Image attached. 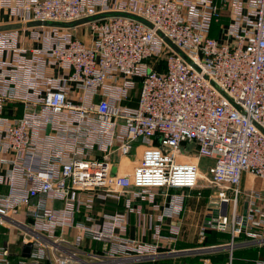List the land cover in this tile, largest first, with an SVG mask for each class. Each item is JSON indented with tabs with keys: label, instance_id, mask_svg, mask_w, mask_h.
I'll list each match as a JSON object with an SVG mask.
<instances>
[{
	"label": "built area",
	"instance_id": "built-area-1",
	"mask_svg": "<svg viewBox=\"0 0 264 264\" xmlns=\"http://www.w3.org/2000/svg\"><path fill=\"white\" fill-rule=\"evenodd\" d=\"M0 11L22 26L0 32V234L20 237L13 251L0 235V264L164 257L189 197L177 191L196 186L201 158L214 160L207 206L214 230L230 233L226 264L241 236L264 246V188L241 187L244 175L264 183V0H0ZM35 23L46 25L25 27ZM84 29L89 42L76 36ZM160 58L163 72L149 64ZM108 200L121 210L96 218ZM131 215L151 243L127 236Z\"/></svg>",
	"mask_w": 264,
	"mask_h": 264
},
{
	"label": "rangeland",
	"instance_id": "rangeland-1",
	"mask_svg": "<svg viewBox=\"0 0 264 264\" xmlns=\"http://www.w3.org/2000/svg\"><path fill=\"white\" fill-rule=\"evenodd\" d=\"M225 19H220L219 25L225 23ZM218 25V26H219ZM76 36L84 41V42H89L90 41V32L87 29L84 30H78V33ZM157 141L160 140L158 137L156 139ZM137 145V143H136ZM145 147H143L144 149ZM189 160L187 159H182L181 162H188ZM214 160L207 159V158H201L198 167L200 171V175L202 176L201 178H196L195 184L196 186L187 188H180V190L187 191L190 195H196L198 193L201 194L202 197H204V201L208 202L210 199L215 198V192L217 189H213L212 187L209 186L207 181L204 179V177H208L210 175L209 169L213 166ZM241 187L245 189L246 191L249 188H261V182L259 180H254L250 176L244 175L241 181ZM179 189V188H178ZM210 198V199H209ZM243 211V206L239 208V212L242 213ZM3 232V235L0 234L2 239H8L11 241V243H14L17 245L19 243L20 237L19 233L16 230L12 229H5L1 230ZM240 240L242 239L241 237L239 238ZM238 242V240L236 239ZM239 242H242L239 241ZM230 233L229 231H224V232H215V233H206L205 240L203 241L202 244H199L197 247H194L192 249H187V255L185 254V258H182V252L183 249H180V254L181 256L178 257V259L173 258H167V257H162L158 260L157 264H162V263H168V264H182V263H187V264H225L226 259L229 258L230 254ZM253 249H256V251L252 252V259H248L251 261V264L254 263L256 260H264V254L262 256L261 250L258 246L253 244ZM93 249H97L98 247L96 245H93ZM260 250V252H258ZM235 251V248L233 249V252ZM247 258V255L242 256ZM167 258V259H165ZM181 261L179 263L178 261ZM232 262H233V253H232ZM145 262H137V263H130V264H144Z\"/></svg>",
	"mask_w": 264,
	"mask_h": 264
},
{
	"label": "crops",
	"instance_id": "crops-1",
	"mask_svg": "<svg viewBox=\"0 0 264 264\" xmlns=\"http://www.w3.org/2000/svg\"><path fill=\"white\" fill-rule=\"evenodd\" d=\"M6 12L4 11H0V26L1 25H8L9 24V19L7 17V15L5 14ZM227 22V20H225ZM225 22V23H226ZM217 38H220L219 35H217ZM192 147H184L183 148V152H185L186 154H191ZM143 151V147L137 146L135 147V151L133 153V155L130 157V159H128V163H126V168H125V172L126 173H130L133 170V167H135V165L138 163L141 154ZM113 173L116 172L115 167L112 169ZM255 180V179H254ZM258 180V179H256ZM261 182V181H259ZM262 187L259 189H263L264 188V183L261 182ZM258 189V188H257ZM178 193H182L184 195H189V197L187 198L186 202H185V209L183 212V216H182V221H181V232H180V236L178 238V241L176 244L169 246H162L160 248V251L165 253L166 255L164 257L173 259L176 258L178 259L180 253H178L180 251V249H183V251H187V249H192L194 247H197L200 242L198 239V231L199 229L203 226L204 224V218L206 216L207 210H208V206L210 203L209 201L206 202L204 201V197H202L201 199H197L196 195H190L189 193H187V191L184 190H179L177 191ZM114 206L108 203V204H104V203H96L95 207H94V216H96V218L99 216V214L101 212H107L110 210H114ZM148 206L144 205V211L147 212L148 210ZM107 210V211H106ZM121 210V209H119ZM173 221H169L167 220L165 222V224L162 227V232L164 235L168 234L169 231V227L171 226ZM211 231H215L214 229H207V232H211ZM143 230L142 228L139 226L138 223V219L135 215H131L129 217V225L127 227V236L131 239H136L140 242H144V243H151V233H147V234H143ZM240 238V237H239ZM237 239L238 242L236 241V243L238 244L237 247H235V251L238 250H242V249H247V248H253V244L249 242L248 245H240L239 241L242 240V242H244V237L241 236V240ZM12 246V250L16 251L17 250V245H15L14 243H11ZM255 245V244H254ZM257 246V245H256ZM260 249L263 246H258ZM183 255V254H182ZM185 254L183 256H181L182 258L184 257ZM186 256H188L186 254ZM165 258V259H167ZM158 260H162V259H158ZM156 260V261H158ZM179 263H181V261H178Z\"/></svg>",
	"mask_w": 264,
	"mask_h": 264
},
{
	"label": "trees",
	"instance_id": "trees-1",
	"mask_svg": "<svg viewBox=\"0 0 264 264\" xmlns=\"http://www.w3.org/2000/svg\"><path fill=\"white\" fill-rule=\"evenodd\" d=\"M219 23H213V25L211 26V32H210V36L213 37V38H217V32H218V28H219ZM149 64L153 67L154 70L158 71V72H163L165 70V62L163 60V58H160L158 60H154V59H151L149 60ZM140 79H136L135 83V88L130 92V103L128 102V105H134L136 99H137V96H138V91H139V84H140ZM110 203L111 204V207L112 205L115 207L114 210H110V211H107L109 213H113L115 212V210H119L122 208V205L121 204H116L115 202H113L112 200H108L106 201L104 204H108ZM216 231H211V232H208V233H215ZM217 233V232H216ZM261 250V253L262 256L264 254V246L260 249ZM260 250H258V252H260ZM256 251V249H253L252 248H247V249H242V250H238V251H234L233 252V262L232 264H251V261H249L248 259H252V252ZM247 255V258L245 257H242V256H245ZM228 259H226L225 261V264L227 263ZM157 261H154V262H145L144 264H157L155 263ZM160 264V263H159ZM162 264H168V263H162ZM182 264H187V263H182Z\"/></svg>",
	"mask_w": 264,
	"mask_h": 264
},
{
	"label": "water",
	"instance_id": "water-1",
	"mask_svg": "<svg viewBox=\"0 0 264 264\" xmlns=\"http://www.w3.org/2000/svg\"><path fill=\"white\" fill-rule=\"evenodd\" d=\"M86 21L87 20H80V21H77V22H74V23H68V24H66V26L67 27H75L77 25L85 23ZM42 25L44 26V25H46V23L29 24V25H26L25 27L28 28L30 26H42ZM21 28H22V26L20 24L1 25L0 26V32L1 31H9V30H17V29H21ZM214 207H216V206H214ZM218 214L219 213H218V211L216 209L209 208L207 210L206 216L204 218L203 226L205 228L215 229L216 226H217V216H218ZM245 215H246V209H245V205H244L242 214H241V216H239L237 218V221L241 220L242 223L244 224L245 220H246ZM30 249H31V245L30 244L22 246V257L23 258H28L29 257Z\"/></svg>",
	"mask_w": 264,
	"mask_h": 264
}]
</instances>
